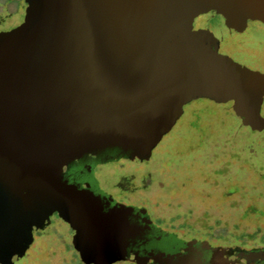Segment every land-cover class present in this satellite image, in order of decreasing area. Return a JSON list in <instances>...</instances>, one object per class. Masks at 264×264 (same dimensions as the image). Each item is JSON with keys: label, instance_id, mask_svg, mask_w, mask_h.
I'll return each instance as SVG.
<instances>
[{"label": "water", "instance_id": "1", "mask_svg": "<svg viewBox=\"0 0 264 264\" xmlns=\"http://www.w3.org/2000/svg\"><path fill=\"white\" fill-rule=\"evenodd\" d=\"M211 12L264 25V0H37L20 26L0 32V177L24 187L0 201V264L33 242L38 202L24 192L42 163L57 174L80 159L148 161L200 99L235 102L264 125V72L193 34ZM136 209L116 206L84 231L103 252L122 249L141 232L128 219Z\"/></svg>", "mask_w": 264, "mask_h": 264}, {"label": "rangeland", "instance_id": "2", "mask_svg": "<svg viewBox=\"0 0 264 264\" xmlns=\"http://www.w3.org/2000/svg\"><path fill=\"white\" fill-rule=\"evenodd\" d=\"M36 1L28 0L9 21H1L0 31L20 25ZM193 34L199 42L216 45L222 54L264 72L262 23L211 12L196 19ZM99 171L104 187L116 188L125 203L144 206L169 229L210 238L226 248L264 246V125L235 102L193 101L150 160H122ZM55 176L51 164L42 163L36 187L50 185ZM23 189L19 179L0 177V201L14 202ZM112 253V248L103 252L96 240L70 242L67 227L54 217L45 230L35 232L25 256L14 264H91Z\"/></svg>", "mask_w": 264, "mask_h": 264}, {"label": "flooded vegetation", "instance_id": "3", "mask_svg": "<svg viewBox=\"0 0 264 264\" xmlns=\"http://www.w3.org/2000/svg\"><path fill=\"white\" fill-rule=\"evenodd\" d=\"M27 1L0 0V22L9 21ZM121 161L99 163L94 159L76 160L62 168L49 187H27L24 194L38 202V216L30 226L33 238L35 232L50 226L55 217L67 227L70 242L96 240L100 245L97 233L85 232V227L112 208L129 205L138 209L128 219L132 224L139 225L141 232L127 242L116 244L122 249L112 248V256L99 259L97 264H264V246L226 248L210 238L188 236L179 230L169 229L164 220L153 216L144 206L120 200L116 188L104 187L99 169ZM89 234L93 235V239H86Z\"/></svg>", "mask_w": 264, "mask_h": 264}, {"label": "trees", "instance_id": "4", "mask_svg": "<svg viewBox=\"0 0 264 264\" xmlns=\"http://www.w3.org/2000/svg\"><path fill=\"white\" fill-rule=\"evenodd\" d=\"M210 101V100H209ZM220 105H222V104H220Z\"/></svg>", "mask_w": 264, "mask_h": 264}]
</instances>
